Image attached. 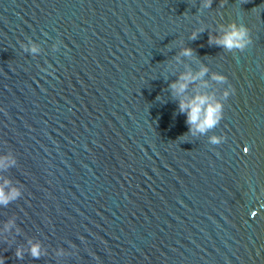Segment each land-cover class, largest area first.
Returning a JSON list of instances; mask_svg holds the SVG:
<instances>
[{
    "label": "water",
    "instance_id": "1",
    "mask_svg": "<svg viewBox=\"0 0 264 264\" xmlns=\"http://www.w3.org/2000/svg\"><path fill=\"white\" fill-rule=\"evenodd\" d=\"M201 4L0 0V183L22 192L0 205L4 264H264V0ZM233 21L243 52L209 43ZM202 65L186 95L224 114L192 135L169 84Z\"/></svg>",
    "mask_w": 264,
    "mask_h": 264
},
{
    "label": "clouds",
    "instance_id": "2",
    "mask_svg": "<svg viewBox=\"0 0 264 264\" xmlns=\"http://www.w3.org/2000/svg\"><path fill=\"white\" fill-rule=\"evenodd\" d=\"M212 6V0H202L201 8L207 9ZM205 29H196L191 33L190 40H196L199 34L204 32ZM209 43L215 44L221 47L227 52L241 51L243 52L250 44H252V38L250 35V29L243 23L230 22L226 25H221L220 33L209 36ZM32 53L37 52V48L33 46L31 48ZM194 54L193 49L190 47H182L178 56L175 57L177 61L181 57H192ZM209 69L206 66H201L200 70L193 73L191 69L179 74L178 78L169 84L171 94L175 99L179 100V112L186 114V123L189 128V133L195 135L197 132L203 134L208 130L216 127L223 118L224 105L214 99L212 95L207 93H201L197 91L191 97L186 95L189 85L194 84L196 81H201L204 87H207V82L203 80V77L208 73ZM212 80L220 83L227 81V77L220 73H213ZM234 89L229 87L223 92V96L227 99L230 92ZM225 137L212 136L210 142L212 144H220ZM7 161V163H5ZM16 164L14 157L4 156L0 157V169L7 170L9 167H13ZM22 195L21 190L18 187L11 186L9 179H3L0 183V205L7 206L10 202H13L20 198ZM14 221H9L5 226L6 230H9ZM30 247L28 252L32 258L39 259L41 256V246L39 242L29 241ZM62 254V252L60 253ZM15 256L18 259H23L24 250L21 247H17L15 250ZM0 264H4L3 259H0Z\"/></svg>",
    "mask_w": 264,
    "mask_h": 264
}]
</instances>
